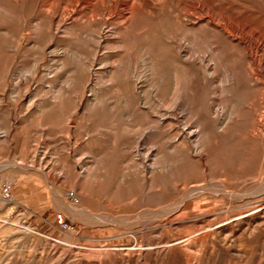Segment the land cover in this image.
<instances>
[{
    "label": "bare ground",
    "instance_id": "obj_1",
    "mask_svg": "<svg viewBox=\"0 0 264 264\" xmlns=\"http://www.w3.org/2000/svg\"><path fill=\"white\" fill-rule=\"evenodd\" d=\"M80 1L86 21L60 26L70 39L64 44L54 42L51 47L48 39L56 35L55 29L60 31L54 16H47L45 25L34 26L35 18L26 14L27 0L15 1L9 7L0 4V100L1 92L6 91L15 105H35L39 125L48 122L52 129L63 126L68 134L61 135L65 161L62 171L76 174V167L83 172L98 168L107 174L100 181L85 176L87 186L89 182L123 183L134 189L140 188L146 178L157 183L184 175L200 168L204 160L219 166L233 162L239 149L241 120L259 105V93L264 105V29L256 28V14L245 15L244 21L238 22L235 10L227 12L222 5L217 8L208 0L188 1L185 7L189 14L204 13L207 26L203 32L188 27L190 22L185 26L169 24L167 16H159L140 2L112 0L113 11L99 7L100 2L96 8L103 14L97 17L90 0ZM180 2L172 0L173 5L180 6ZM106 15L114 19L109 25ZM25 28L32 30V36L26 35L32 38L30 45L40 55L51 57L44 71L51 81L49 93L38 89L27 93V83H22L37 77L41 58L33 54L31 66L15 62V57L23 59L32 49L23 45L21 29ZM186 32L197 35L209 48L207 52L185 45ZM91 47L95 48L92 53ZM102 48L109 54L100 56ZM11 77L13 84L9 86ZM15 113L12 110L3 119L9 123ZM84 130L90 131L85 150L96 155L97 164L71 159L70 133L81 134ZM24 133L25 127L8 124L0 140L13 148L14 135L24 137ZM219 140L221 145H217ZM148 144L159 156L149 165L145 164L148 156L141 155ZM225 149L230 151L228 158L222 153ZM136 155L140 156L138 162ZM219 185L227 195H237L226 184ZM261 185L264 189V183ZM143 189L146 197L158 195ZM165 208L158 212L168 211Z\"/></svg>",
    "mask_w": 264,
    "mask_h": 264
},
{
    "label": "rangeland",
    "instance_id": "obj_2",
    "mask_svg": "<svg viewBox=\"0 0 264 264\" xmlns=\"http://www.w3.org/2000/svg\"><path fill=\"white\" fill-rule=\"evenodd\" d=\"M15 1L22 2L0 0V4L9 7ZM64 1L27 0L26 14L35 18L34 26L45 25L49 15L54 16L55 27L86 21L82 1ZM90 1L97 9V17L103 14L96 8L100 2L99 7L114 8L112 0ZM121 1L140 2L159 16H167L169 24L185 26L190 22L188 27L203 32L207 26L203 12L193 15L187 11L185 3L191 0H180V6L173 5L172 0ZM208 1L217 8L222 5L227 12L235 10L238 22H243L245 15L255 13L256 28L264 29V0ZM105 18L106 25L114 21L109 15ZM63 30V27L60 31L54 30L56 35L48 39V47L70 39ZM21 34L23 45L32 49L27 57L14 60L17 64L31 66L33 54L39 56L40 53L30 45L32 38L26 36H32V30L21 29ZM185 35V45L200 53L207 52L209 48L197 35L190 32ZM94 49L91 47L90 52ZM100 53V56L109 54L104 48ZM40 57L37 77L22 82L27 83V93L36 89L50 92L47 87L51 81L44 71L51 57L48 54ZM7 82L11 86L13 78ZM1 94L0 136L8 124L25 127V133L24 137L14 135L13 148L0 140V264H264V189L261 185L264 183V105L261 93L256 96L259 105L240 122L239 149L233 162L219 166L204 160L200 168L184 175L157 183L146 178L140 188L134 189L123 183L95 185L89 182L87 186L88 175L92 176V181H100L107 174L98 168L83 172L76 167V174L63 172L62 136L68 132L62 125H57L56 129L48 122L39 125L35 105L25 102L15 105L8 92ZM221 108L226 112L224 106ZM12 110L16 111L15 119L8 123L3 117ZM81 134L70 133L71 159L75 163L82 160L94 165L96 155L85 150L90 143V131L84 130ZM220 143L222 140L217 145ZM145 148L141 152L142 157L148 156L145 164L159 159L157 152L150 150L153 146L148 144ZM222 153L228 158L230 151L225 149ZM135 157L138 162L140 156ZM137 172L141 173V169ZM221 183L237 195H227ZM193 187L197 189L190 192ZM143 188L158 195L146 197ZM163 207L168 211L158 212ZM59 216L64 218L67 227L60 225Z\"/></svg>",
    "mask_w": 264,
    "mask_h": 264
},
{
    "label": "built area",
    "instance_id": "obj_3",
    "mask_svg": "<svg viewBox=\"0 0 264 264\" xmlns=\"http://www.w3.org/2000/svg\"><path fill=\"white\" fill-rule=\"evenodd\" d=\"M5 191H6V193L8 194L9 190L6 189ZM58 221H59V223H60V225H61L62 227H67V223L64 221V218H63L62 216H59Z\"/></svg>",
    "mask_w": 264,
    "mask_h": 264
}]
</instances>
